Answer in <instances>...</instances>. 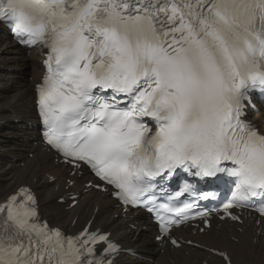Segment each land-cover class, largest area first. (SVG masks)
<instances>
[{"label": "snow or ice", "instance_id": "snow-or-ice-1", "mask_svg": "<svg viewBox=\"0 0 264 264\" xmlns=\"http://www.w3.org/2000/svg\"><path fill=\"white\" fill-rule=\"evenodd\" d=\"M0 28L46 50L36 110L69 185L90 171L91 187L155 213L157 240L212 258L204 264H236L234 250L176 230L198 221L208 235L231 221L243 232L247 212L264 241V129L245 118L251 93L264 95V0H0ZM168 181H182L183 207L154 203ZM122 254L135 255L91 221L69 234L44 220L29 186L0 200V264Z\"/></svg>", "mask_w": 264, "mask_h": 264}, {"label": "bare ground", "instance_id": "bare-ground-1", "mask_svg": "<svg viewBox=\"0 0 264 264\" xmlns=\"http://www.w3.org/2000/svg\"><path fill=\"white\" fill-rule=\"evenodd\" d=\"M37 58L34 51L25 53L0 31L1 194L4 196L19 185L30 184L38 195L41 212L51 223L72 232L91 218L92 227L100 224L104 229H110L125 247L134 248L140 254L139 257L122 255L120 264H149L145 258H151L152 264H203L206 259H212L189 247L175 249L168 244L158 246L148 230L136 233L128 227V215L114 218L111 215L115 210L114 202L93 190L82 193L78 204L71 208L65 209L55 201L63 191L67 171L63 165L53 162L51 154L39 143H33V95L30 87L41 72ZM29 152L32 153L31 157L28 156ZM50 175L55 176L52 183L47 180ZM74 186L82 187V181L75 178ZM94 208H97L96 213ZM141 215L138 213L133 218L137 220V228L146 224L141 221ZM240 227L234 223H216L208 235L190 230H181L180 234L207 244L226 245L234 250L236 264H264V241L254 243L257 229L251 216L246 217L243 232L237 231ZM233 234L238 236L239 243L227 240ZM214 264L218 262L214 261Z\"/></svg>", "mask_w": 264, "mask_h": 264}, {"label": "rangeland", "instance_id": "rangeland-1", "mask_svg": "<svg viewBox=\"0 0 264 264\" xmlns=\"http://www.w3.org/2000/svg\"><path fill=\"white\" fill-rule=\"evenodd\" d=\"M28 69V68H27Z\"/></svg>", "mask_w": 264, "mask_h": 264}]
</instances>
